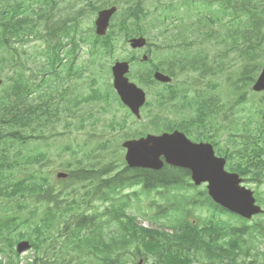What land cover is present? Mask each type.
Segmentation results:
<instances>
[{
    "label": "trees",
    "instance_id": "16d2710c",
    "mask_svg": "<svg viewBox=\"0 0 264 264\" xmlns=\"http://www.w3.org/2000/svg\"><path fill=\"white\" fill-rule=\"evenodd\" d=\"M221 1L227 4L233 2V0ZM234 3H236L235 0ZM254 8L252 6V9ZM253 14L252 11L251 18H253ZM134 16L138 18L136 14ZM250 30L251 38L254 36V46L263 45L264 32H260L255 24L250 26ZM12 33L15 34L13 30ZM186 33V29L183 30V28L178 27L177 30H172L171 35L174 40H182ZM210 33L213 32L210 31ZM214 34H208V36L213 38ZM4 35V31L1 30L0 40L3 39ZM251 43L253 44V42ZM170 46L172 45L168 47ZM184 49L187 51L188 47L185 46ZM200 58L199 62L192 63L188 67L194 70L197 68L203 69L206 65L211 64V60L207 56L202 55ZM170 61L171 64H174L176 60L172 57ZM210 69L213 70V66ZM0 74L4 76V84L0 90V255L5 258L4 261L0 259V264H19V258L13 250V246L16 241L23 238L29 239L35 250L32 264H72L74 252L80 260L77 264L88 263L85 259L87 256H90L88 258L90 264H124V252H116H118V248L131 245L136 240H138L137 247L141 243L146 246L147 252H156L155 246L157 244H153L148 236L151 233H157V230L152 231L136 226L134 216L128 214L125 210L128 202L125 199L126 196L121 194L122 189L135 184L143 185L142 190L144 192L156 189L159 186L168 189L172 185L185 183L189 173L183 169L172 170L174 171L173 175L170 174L171 171L165 169L161 171L132 169L130 171L131 169L127 167L120 168L117 165V171L110 177L105 178L103 172L115 167L112 162L103 167L101 165H79V171L71 169L68 179L62 181L66 186L57 191L47 177L34 167V164L46 160L44 154L39 156L24 155L21 151L13 149L18 142L25 143L30 138H46L43 133L44 125L40 123V111L43 108L40 104L31 100V94L35 88L40 86L36 81L33 83L32 77L26 78L24 76L17 60L12 56L0 58ZM252 80L253 77L249 79V81ZM170 97L173 101L176 98V93L173 94V90L170 92ZM43 100L46 101L45 98ZM157 100L158 103L149 101V109L153 107L160 111L161 108L165 107L166 100L163 94L159 93ZM169 102L172 103V100L169 99ZM201 117L196 114L192 119L197 122ZM155 118H161L160 112L155 114ZM34 121L37 124L35 127H31L29 130L31 134L28 135L25 129ZM248 146L249 144H246L243 140L240 142L235 141L237 156L232 159L230 167L241 174H243L242 171L248 168L247 163L250 160ZM255 153L256 149L254 148L251 151V157ZM262 153H264V148ZM17 171L21 174H15ZM255 173H258V171H255ZM83 182H85L84 188L87 189L83 196H94L102 200L111 199V203L100 214L104 215L107 212L108 219L106 222H110V224L112 222L118 223L119 231L124 233L121 238L114 235L115 229L111 236H103L102 233L105 228L102 222L104 221L99 220L96 221V224L94 223V220L98 217L95 210L92 213L82 212L83 208L80 207L79 201L86 205L89 201H85L84 198H74L69 202L62 198L67 185L71 186V184ZM205 192V190L202 191V193ZM25 197L32 202V205L22 201ZM83 226H86L91 232L87 236H92L81 235ZM140 232L146 235L141 237ZM185 237L187 240L189 239L188 236ZM178 238L180 236H177ZM70 242L77 243L76 248L69 247ZM111 249H115V251Z\"/></svg>",
    "mask_w": 264,
    "mask_h": 264
},
{
    "label": "rangeland",
    "instance_id": "374dc122",
    "mask_svg": "<svg viewBox=\"0 0 264 264\" xmlns=\"http://www.w3.org/2000/svg\"><path fill=\"white\" fill-rule=\"evenodd\" d=\"M185 1L187 0H144L145 3V9L147 11H151L152 14L150 17L146 18L147 20L151 21V19H155L157 22H162V25H155L151 31H149L148 36L151 39H154L156 42H161L163 38H157L160 31L162 29H171L172 26L175 24V21L172 16H180L183 15V22L188 23L189 29L194 31V34L191 36L193 39L195 38L196 42L202 40L201 46L205 48V50L208 49L207 53L209 56L216 55V58L218 59V63L222 64V68L219 67V71L215 73L214 76L209 75H203L200 77V79L203 81V83L208 87L207 81L210 79L211 81L216 82V89L214 90L215 95L224 94V99L226 100V104H233V116L234 119L238 121L239 128L246 127L250 129H254L255 125L258 123L259 119L261 118L260 109V99L262 97L261 94H256L251 91L250 88L246 87L243 82H239L238 86L239 88H242L244 91H246V100L243 102H239L236 104V98L239 96L240 92L231 93V89H233V85L231 84V80L235 77L240 75V72L243 68V61L238 57V52H230L225 53L226 49V43L220 42V39L226 36V33L232 30H228L230 28H237L238 24L243 20L244 22L248 21V18L245 16L244 13H235L234 9L231 8L229 13H226V16L222 19L219 18V20L215 23H212L211 26H197L196 23H198V18L200 19V22L202 24H210L215 17L221 16L219 5L220 3H214L211 4L209 0H202L200 4V0H197V5L193 6L191 3H189V6L193 9L190 10V12H186L185 8ZM258 1V0H253ZM239 3H243V0H239ZM237 9L240 12L241 8L239 5H237ZM217 9V10H216ZM213 13H210L212 12ZM185 13V14H184ZM158 15H163L162 18H158ZM148 21V25H149ZM92 24V18H90V25ZM216 30L218 33H216L220 38L213 36L209 37L208 34H206L209 31ZM77 37H79L77 35ZM92 37V35H91ZM200 39V40H199ZM253 41V37L249 39V43ZM39 44L38 49L45 50L46 46L41 42L34 40L32 38L29 42L23 43L21 45H18V47H22L23 49H26L28 52L35 51V55L33 57V60L31 58L26 57V55H23V59L25 60L26 64L28 65L26 69H24L25 73L29 74L32 70L40 69L41 67H44L45 63V57H40L37 47ZM87 46L90 48V42L88 44H80V51H87V48L84 46ZM118 45L122 46L123 43L121 41H118ZM124 48L119 47L117 48V52L114 57H117L118 59H121V57L126 55V49H128L127 45H124ZM255 52L258 54V57L256 58V61H258L260 58H262V64L264 62V44L261 46H254ZM193 48L195 46L193 45ZM175 49L178 51V53H184L183 48L175 46ZM21 50V49H20ZM155 56L156 57H164L167 58L172 53V49H161L155 47ZM40 55H43V53H40ZM97 55V54H96ZM94 56V63H98V58ZM65 56V55H64ZM83 57H80L75 61V65L78 64L80 67L77 69L75 73H72L68 75V82L67 86L69 87V95L74 89H77L79 92L88 93L90 92L89 89L91 87V78L93 76V68L85 62L88 58L86 53H82ZM66 58V57H65ZM116 58V59H117ZM115 59H113L114 61ZM67 61V59H66ZM104 63V68L106 69L110 63L109 58H104L101 60ZM97 66V65H96ZM63 68L67 69L68 66L64 65ZM261 69V68H259ZM49 72V69L47 70ZM259 71V70H258ZM47 72V73H48ZM63 72V71H61ZM196 72H188L187 74L179 75L176 79V83L180 84V88L182 89V83L185 80V78H192L193 74ZM97 76H100L99 78V90L103 91L106 89V82L105 77L102 75L99 70L97 73H95ZM65 75V74H64ZM66 76V75H65ZM110 78V77H109ZM228 79H231L230 82ZM109 80V79H107ZM110 81V80H109ZM163 88V87H162ZM209 88V87H208ZM227 88V89H225ZM224 89L225 93L222 91ZM207 93H210L207 91ZM252 93V94H251ZM73 96V95H72ZM180 95H178L177 100H175V113L165 111L164 112V118L161 119L162 124H168V123H176L182 120L181 118V110L182 107L179 105L180 103ZM256 96L255 98H253ZM157 98V95L153 93V91H149L148 93V99L155 101ZM72 99V98H71ZM117 102V101H116ZM112 102L108 107L105 104H102L101 107H98L96 109V112L98 113V116L100 117V123H98L97 126H95L94 129H91L89 127V121H86V123L83 126V129H74L71 128L70 132L68 134L62 135V136H53L49 137L44 140L40 139H32L29 140L26 144L22 145L21 148L25 150V153L31 154V153H37V152H45L48 154L49 159H51V162H48V160L43 161L42 165L35 164L34 167L41 166V171H44L49 177L55 178V172L59 170L67 171L68 168H62L61 165H72V167H77L76 164L77 160L82 161L83 165H104V162H102L103 155L101 154L102 148L98 146L101 142H109V145L112 144V146L115 148V143L117 146H120L122 139L131 138L128 137V134L136 133L138 134H146L148 132H151V126L149 125L148 121L145 118V115L147 114V110L144 113V117L137 119L134 116L126 115V110L123 109L118 103ZM104 103V102H103ZM104 108V109H103ZM190 112V116L194 114L193 110H187ZM69 121H72L79 124L78 120L75 119H69ZM62 122V121H60ZM121 123L122 126L118 125V123ZM74 125V126H75ZM111 125V126H110ZM55 129L57 131H63L62 124H56ZM92 131L98 133L94 136H89L88 134ZM100 131V132H98ZM239 133V132H238ZM226 135V131H222L220 134V137H223ZM125 136V138H123ZM190 136V135H189ZM88 137H90L88 139ZM117 141V142H116ZM83 142H89L87 146L82 149H77L80 146L84 145ZM108 145V146H109ZM66 146H70V148H67ZM14 150L17 149V145L13 147ZM72 149L79 150L78 153L72 154ZM124 149V148H123ZM121 147H117V152H119L120 157L124 155V151ZM91 154V156H88ZM110 156L106 158V161L110 160ZM101 168V167H100ZM23 170V169H22ZM15 174H21V172H16ZM56 179V178H55ZM248 187H250L253 192H258V194L261 196V198L264 200V183L261 185H257L254 182L248 181L246 183ZM140 186H133L129 189H126L125 192H139ZM80 192H83L79 190ZM78 191V192H79ZM77 196V195H76ZM140 200L144 199L143 194L139 196ZM131 206L128 207L127 212L133 213L137 216V221L141 225L151 226L150 223L145 222V219H148L146 216H143L141 214H138L136 212L137 206L135 205V196H131ZM23 202L32 205V202L25 197ZM149 201V200H148ZM148 201L144 202V204L148 203ZM91 204L94 206L95 209H98V211H101L110 204V202H101L100 200H93ZM143 205V204H142ZM145 210L146 208L142 206ZM143 209V210H144ZM140 212L142 210L139 209ZM147 212H149L147 210ZM227 217L232 218V215L229 213L224 214ZM235 222H240L241 219H238L237 217L234 219ZM106 232H109V229L113 230L115 229V225H110L109 227H106L103 225ZM109 228V229H108ZM164 228L171 231L173 230V227L166 223L164 225ZM68 244V243H67ZM69 247H71L70 244H68ZM21 257V264H26L27 262H31L33 257V249H30L28 251L22 252L20 254Z\"/></svg>",
    "mask_w": 264,
    "mask_h": 264
},
{
    "label": "water",
    "instance_id": "95a60500",
    "mask_svg": "<svg viewBox=\"0 0 264 264\" xmlns=\"http://www.w3.org/2000/svg\"><path fill=\"white\" fill-rule=\"evenodd\" d=\"M113 11L114 8L99 12L96 20L97 32L101 34L105 32ZM142 44V39L132 40L134 47ZM127 69L126 63H117L113 66L114 86L122 101L138 116L139 108L145 102V94L142 89L124 77ZM155 77L162 81L169 80L167 76L160 73H156ZM1 82L0 79V85ZM253 89L256 91L264 89V66ZM123 145L127 148L125 158L130 167L160 169L164 162H167L186 168L190 171L195 184L208 182L209 194L224 207L247 217L260 212L252 191L240 185L241 178L238 174L224 170L225 160L216 157L208 143L192 142L185 134L175 130L172 133L160 135L148 134L146 137L128 140ZM64 176V173H58V177ZM27 248H29L27 241H21L17 245L18 252Z\"/></svg>",
    "mask_w": 264,
    "mask_h": 264
},
{
    "label": "flooded vegetation",
    "instance_id": "af4514ba",
    "mask_svg": "<svg viewBox=\"0 0 264 264\" xmlns=\"http://www.w3.org/2000/svg\"><path fill=\"white\" fill-rule=\"evenodd\" d=\"M114 1V0H113ZM75 3L79 6L83 5L84 4V1L82 0H75ZM204 132H207V129L203 130L202 133ZM199 139H204V136H201L199 135L198 136ZM217 141H220V142H227V138L225 137H218L216 136L215 137ZM211 143L216 146H219L220 143H217L216 141H211ZM255 221H261V222H258L256 223V225L258 226L257 227V230L251 232V233H256V235L259 236L260 239L263 240L264 242V219H253ZM241 236H245L246 233H241L240 234ZM242 243L245 244V245H248L250 242H248V240H245L244 238L242 239ZM257 244V243H256ZM249 254H247V251H243L242 253L244 254V256L246 257V260L248 262H243V263H240V264H264V254H263V258H261V254L258 252V250L256 248H251L249 249ZM217 258H220L222 261L225 260V256H219V255H216Z\"/></svg>",
    "mask_w": 264,
    "mask_h": 264
}]
</instances>
